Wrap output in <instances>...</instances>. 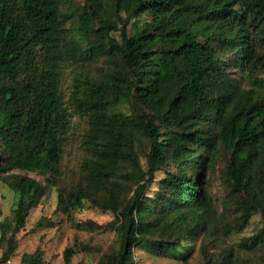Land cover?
Masks as SVG:
<instances>
[{
  "label": "trees",
  "instance_id": "obj_1",
  "mask_svg": "<svg viewBox=\"0 0 264 264\" xmlns=\"http://www.w3.org/2000/svg\"><path fill=\"white\" fill-rule=\"evenodd\" d=\"M116 4L121 27L111 18H100V0H85L81 6L73 0H0V180L16 195L12 212L17 231L44 189L35 178L9 171L54 174L62 159L69 128L59 93L63 60L78 44L91 56L115 54L125 67V87L103 79L87 84L76 97L93 123L84 140L90 153L84 161L87 175L66 194L58 192L57 209L69 214L90 200L114 213L106 227L115 231L119 246L97 264H134L136 245L186 256L189 239L180 243L170 234L182 233L183 239L205 227L203 178L218 145L230 151L226 174L230 194L240 197L238 230L254 211L241 193L264 155V97L241 87L227 72L224 56L231 54V64L264 89V0ZM74 16L78 33L64 40L62 18ZM133 17L141 22L129 34ZM133 92L151 115L140 120L124 116L119 127L104 128L108 109ZM131 129L148 138L142 161ZM122 162L142 179L125 201L119 199L116 180ZM168 166L173 169L165 171L159 189L148 195L155 173ZM258 180L264 215V163ZM83 225L98 226L91 221L77 226ZM161 232L168 236L156 239ZM246 241L248 248L263 244V230ZM74 253L73 248L64 250L66 263ZM42 256L37 249L23 256L24 264H41Z\"/></svg>",
  "mask_w": 264,
  "mask_h": 264
},
{
  "label": "rangeland",
  "instance_id": "obj_2",
  "mask_svg": "<svg viewBox=\"0 0 264 264\" xmlns=\"http://www.w3.org/2000/svg\"><path fill=\"white\" fill-rule=\"evenodd\" d=\"M100 1V18H111L118 27H121V16L117 11L116 0ZM73 2L81 6L85 0H73ZM60 8L64 11L66 6L60 3ZM62 20L65 29L64 40L74 38L78 33L75 16L63 17ZM99 22L97 21V25ZM130 22L132 26L127 28V33L132 34L141 20L133 17ZM71 52L63 60L59 87L62 106L69 119V128L62 159L56 166L55 173L18 168L9 171L12 174L35 178L44 189L43 195L30 209L25 225L17 231L14 230L12 212L16 195L0 180V264H24L26 261L23 256L31 255L37 249L43 253L41 264H97L106 254L119 246L115 231L106 227V224L115 217L112 211L96 206L90 200H85L82 207L72 210L69 214L57 209L58 192L62 190L66 194L87 175L84 161L90 153L84 140L93 123L78 107L76 97H79L87 84L103 79H109L118 86L125 87L126 84L125 67L115 54L103 53L91 56L85 50L84 44H78ZM224 58L227 72L242 88L253 90L258 94L257 97H264V89L259 90L249 77L240 73L231 64V54H226ZM107 113L110 118L105 122L104 128L112 124L113 127H119L124 116L140 120L139 117L147 118L151 115L146 104L134 92L132 97H125L113 104ZM130 134L138 160L142 161L149 151L148 138L135 129H131ZM163 134L164 130L160 129V139ZM229 157L230 151L218 145L211 166L204 172L203 183L208 204L205 210V227L198 228L194 236L183 239H181L182 233L170 234L173 240L176 239L180 243L189 239L190 248L187 255L183 256L175 252L158 253L136 245L133 248L134 264H206L208 260L218 264H264V243L250 248L244 245L250 236L262 230L264 239V215L261 212L263 191L262 184L258 180L264 155L261 156L257 168L250 172L246 187L241 193L254 206L247 225L241 230L237 229L240 197L230 194V182L226 174ZM172 169L169 166L163 167L155 173V178L147 191L148 195H154L160 187L159 179L164 177L166 170ZM116 180L120 184L118 196L122 201L127 200L137 183L142 181L138 174L133 173L128 162H122L120 176ZM87 221L98 226L94 228L77 226L78 223ZM166 234L157 233L155 237L164 239L168 236ZM66 248L75 250L68 263L63 256ZM5 253H8L6 258Z\"/></svg>",
  "mask_w": 264,
  "mask_h": 264
}]
</instances>
